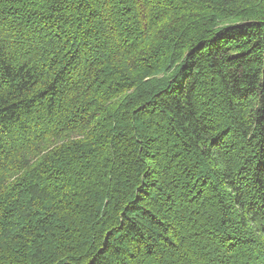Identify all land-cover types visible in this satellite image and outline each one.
<instances>
[{"label":"trees","instance_id":"16d2710c","mask_svg":"<svg viewBox=\"0 0 264 264\" xmlns=\"http://www.w3.org/2000/svg\"><path fill=\"white\" fill-rule=\"evenodd\" d=\"M0 264H264V0H0Z\"/></svg>","mask_w":264,"mask_h":264}]
</instances>
